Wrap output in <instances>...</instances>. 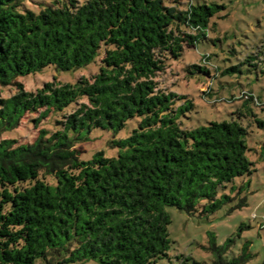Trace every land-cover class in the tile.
<instances>
[{
    "label": "trees",
    "instance_id": "1",
    "mask_svg": "<svg viewBox=\"0 0 264 264\" xmlns=\"http://www.w3.org/2000/svg\"><path fill=\"white\" fill-rule=\"evenodd\" d=\"M221 9L165 0H55L35 13L21 0H0V86L16 90L0 98V136L26 114L40 113L36 125L50 113L62 115L55 131L39 130L32 143L0 141V264H158L170 247L166 207L213 214L232 200L226 191L235 189V179L253 173L243 119L264 126L251 108L257 98L242 92L243 109L234 118L184 130L179 121L193 103L157 82L168 61L207 40ZM98 59L97 72L73 84L48 82L31 92L15 81ZM191 67L210 77L207 68ZM125 128V138L110 141L115 157L79 158L76 145L94 130L116 136ZM259 153L264 157V145ZM258 229L264 237V218ZM234 243V237L221 246L212 240L213 264L253 259L247 241L227 259Z\"/></svg>",
    "mask_w": 264,
    "mask_h": 264
},
{
    "label": "rangeland",
    "instance_id": "2",
    "mask_svg": "<svg viewBox=\"0 0 264 264\" xmlns=\"http://www.w3.org/2000/svg\"><path fill=\"white\" fill-rule=\"evenodd\" d=\"M53 1L21 0V3L38 13ZM167 2H173L180 8L189 4H211L222 8L211 18L207 40L197 42L193 47H185L182 56L168 61L164 72L157 77L159 88L185 96L193 103V109L180 118L181 129L191 130L208 122L234 118V112L243 109V101L239 99L242 92L251 93L257 98L258 104L251 108L256 118L264 121V0H165ZM99 60L86 68L68 72L49 66L40 72L18 77L15 81L31 92L48 82L73 84L82 76L88 78L95 74ZM194 65L207 68L210 77L191 67ZM233 67L234 70L221 75ZM15 93L13 85L0 86V98H9ZM231 97L235 100L231 101ZM39 115V112L26 114L15 130L0 136V141L12 139L18 145L32 143L39 130L53 132L57 128L55 122L62 120L61 114L50 113L36 125L33 120ZM243 120L248 130L246 143L250 148L247 158L253 163V173L235 179V189L226 191L232 200L213 214H202L201 207L193 214L166 207L170 218L167 228L170 247L167 257L158 264H213L215 257L208 250L211 241L221 246L231 237H234L235 243L227 252V259L237 256L247 241L254 255L247 264H264V237L258 229L264 218V157L259 153L264 145V126L258 127L251 118ZM129 130L125 128L116 136L108 131L94 130L88 141L76 145L79 158L87 161L97 152H103L106 157H115L117 149L111 147L110 141L114 137L125 138ZM237 234H240L239 238ZM73 264L96 263L85 261Z\"/></svg>",
    "mask_w": 264,
    "mask_h": 264
}]
</instances>
